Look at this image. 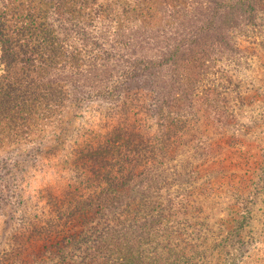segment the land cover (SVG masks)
<instances>
[{
    "label": "trees",
    "instance_id": "1",
    "mask_svg": "<svg viewBox=\"0 0 264 264\" xmlns=\"http://www.w3.org/2000/svg\"><path fill=\"white\" fill-rule=\"evenodd\" d=\"M122 1L0 2L7 161L22 144L58 136L71 99L115 101L104 126L79 128L57 151L70 171L62 190L45 186L33 206L19 202L20 226L0 264H206L249 224L253 194L232 180L222 183L230 199L214 203L230 218L211 222L218 205L206 210L201 196L217 182L202 167L222 166L218 134L237 125L245 103L221 61L245 51L235 32L258 29L264 0H169L176 30L160 39L147 22L139 34L121 29L120 50L95 32L99 21L126 28L132 15H154L152 0ZM152 38L159 44L149 54L143 42ZM259 174L264 183V164Z\"/></svg>",
    "mask_w": 264,
    "mask_h": 264
},
{
    "label": "rangeland",
    "instance_id": "2",
    "mask_svg": "<svg viewBox=\"0 0 264 264\" xmlns=\"http://www.w3.org/2000/svg\"><path fill=\"white\" fill-rule=\"evenodd\" d=\"M137 1L139 0L122 2L133 4ZM152 3L153 17L132 15L126 22V28L118 25L119 22L116 20L109 22L110 24L107 21H99L95 32L103 40L105 38L109 40L106 46H110V42L115 41L120 50H123L121 47L126 42L120 44L121 41L117 40L119 35L115 33L121 29L126 30V35L137 28L140 29L138 34L148 29L147 33L149 30L150 34L157 33V38L160 39L161 33L172 34L176 30V23L171 15L175 6L169 0H152ZM148 19L152 22L150 25ZM258 21L259 25L256 27L258 29L247 27L235 32V40L240 46H245V51L233 57L229 54L221 61L222 64L224 61L230 62V65L226 66L240 81L245 103L237 109V125L218 134L222 136L218 140L223 149L217 158L222 161V166L215 167L214 171L213 163L202 167V172L204 171L207 176H215L213 180L216 179L217 184L211 190V197L201 196L206 210L210 211L211 206L218 205L214 207L216 215L212 217L211 222L220 218L228 220L230 216L221 209L222 204L214 203L230 199L227 197L224 199L226 190L222 183L232 180V183L242 185L245 193L253 194L252 212L242 236L230 240L220 251L209 252L210 257L205 260L206 264H264V183L259 181V167L264 164V16L258 18ZM145 22H147L146 28H139ZM158 44L156 38H152L151 44L143 42L145 51L149 54L156 52ZM1 53L0 46V58ZM227 58H233V61H227L229 60ZM2 72L3 65L0 59V75ZM229 96L234 97L236 94ZM114 102L113 99L104 98L84 102L71 99L67 103L64 112L65 121L58 130V136L50 132L41 141L22 144L24 146L22 150L9 154L11 161L5 158L8 153H0V257L5 249L11 248L12 235L20 226L23 207L19 208V202L28 201L25 206H33L39 199V191L45 186L52 187L57 193L62 190L63 182L70 174L65 168L66 164L60 162L65 140L74 136L79 138L81 127L104 126L106 123L104 114ZM185 154L188 157L190 152L185 151L182 158ZM16 160L20 162L14 164ZM204 180H206L205 175L200 181Z\"/></svg>",
    "mask_w": 264,
    "mask_h": 264
}]
</instances>
